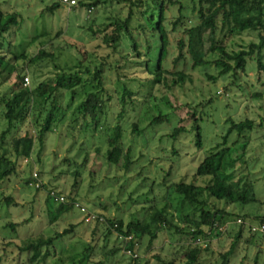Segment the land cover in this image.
Listing matches in <instances>:
<instances>
[{
    "label": "rangeland",
    "instance_id": "374dc122",
    "mask_svg": "<svg viewBox=\"0 0 264 264\" xmlns=\"http://www.w3.org/2000/svg\"><path fill=\"white\" fill-rule=\"evenodd\" d=\"M79 1L70 7L60 0V6L52 12L47 11L46 7L59 0H0L4 11L21 14L19 24L12 27L3 49H0L3 61L11 67V70H3V64L0 68V97L10 91V87L17 82L18 74L28 75L31 86L54 79L61 73L78 72L89 78L87 68L94 70L102 60L108 58V54L109 60L116 56L103 42L105 23L114 17L124 18L128 10L127 3L102 0L106 2L104 5L101 6V3L90 11L91 7L82 6ZM82 1L87 4L92 2ZM143 1V6L134 7L135 25L144 22L140 10L147 9L148 15L156 13L154 0ZM181 1L185 5V14L191 16L196 1ZM175 14H178L176 7L166 12L169 30ZM188 24L192 23L188 21ZM182 31L183 27H180V30L170 35L169 53L162 65L163 77L159 83L143 69L137 53L127 41L121 42L117 56L122 58L120 62L114 63L120 69L107 67L104 75V87L112 99L108 101L105 116H102L106 125L93 135L87 133L84 127H81L79 134L68 128L79 98L67 108L65 105L69 102L70 94L65 92L61 95L64 125L61 126L59 122L53 124V130L45 137L42 151L35 139L29 158H20L16 172L0 181V264H72L80 260L84 264H185V253L193 246V242L174 227L162 228L152 245L150 235H145L137 240L131 252L121 249L111 254L113 248H122V239L116 231L110 232L109 225L101 221L87 222L84 220L85 213L76 205L68 211L61 205L74 200L92 213L121 219L124 224L131 219L148 218L156 207L163 209L185 232L191 229V225L180 217L189 213L191 207L186 203L181 204L180 197L172 189V183L186 181L206 184L210 181L209 178L196 175V170L206 155L223 141L229 126L227 118H250L262 122L264 76L259 77L253 59L249 60L246 72L238 75L235 86L229 85L231 76L211 80L208 75L218 76L216 66H193V59L186 50L184 58L175 63L174 59L179 54L177 43L184 34ZM150 34L145 31L138 35L143 54L139 58L140 62L148 58V46L155 45L154 36ZM217 38L226 44L229 51H234L257 42L258 34L249 31L231 33L224 28L219 29ZM208 46L209 43H206L203 56L209 60L217 58V54L208 52ZM40 50L50 52L52 56L32 62L31 58ZM23 54L26 57H22ZM80 59H84L81 65ZM177 72L186 74V79L174 84V79L180 80ZM125 88L133 90L132 99L135 102L124 106L121 104V95ZM121 111L124 112L120 120L123 138L127 145L133 144V158L136 161L128 171L123 170L121 165L111 166L105 157L108 148L106 133L114 126ZM159 115L167 119L150 125ZM31 118L19 124L16 131L18 135L29 133L36 137L38 127ZM195 121L201 129V147L196 144ZM134 122L144 132L132 134ZM4 125L6 122L0 116V132ZM175 126L186 129L177 139L169 135ZM12 136L9 135L7 140L10 141ZM237 140L238 143L233 145ZM227 145L232 146L234 157H241L228 169L233 174L232 180L239 181L240 186L253 184L258 200L247 205L227 206L231 215L222 228L211 232L207 226L204 227L207 235L200 242L209 243L210 247L204 251L200 262L216 264L220 260V253L229 249L241 224L238 219L242 218L246 228L229 264H264L261 238L255 236L254 245L246 241L251 235L247 224H257L258 216L264 215V123L251 131H243L241 135L232 133ZM5 146L7 144L4 143L2 148ZM6 153L13 157L8 147ZM3 167L0 166V169ZM34 172L38 173L39 189L35 187L37 185L25 182ZM52 189L64 195L66 203L52 198L49 193ZM7 197L13 199L11 205L6 203ZM215 203L219 207L225 206L221 202ZM9 223L17 224L15 231L8 226ZM149 223L152 230H156L158 225L153 221ZM66 228L71 231L50 246V255L44 262H30L29 257L33 252L21 249L39 236H55ZM91 245L93 248H90ZM85 248H90L87 251L89 257L84 254ZM46 250L47 247L42 248V253Z\"/></svg>",
    "mask_w": 264,
    "mask_h": 264
},
{
    "label": "trees",
    "instance_id": "16d2710c",
    "mask_svg": "<svg viewBox=\"0 0 264 264\" xmlns=\"http://www.w3.org/2000/svg\"><path fill=\"white\" fill-rule=\"evenodd\" d=\"M117 1L118 3H127L128 10L124 18L114 17L108 23H105L106 34L103 37V42L116 55L113 59L109 60L110 55L108 54V58L102 60L100 65L96 66L94 70L87 68L86 73H88L89 78L79 75L78 72L74 74L61 73L54 79L41 81L34 86L30 84L29 86H25L24 77L26 75L22 76L18 74L17 82L10 87V91L0 97V116L6 122V125L3 126L4 128L0 132V150H2L0 152V166H4L0 169V181L16 172L17 163L20 158H29L35 144V139L38 140L39 149L42 151L45 137L49 131L53 130V124L59 122L62 124L61 126L64 125L65 114L63 113L64 107H62L61 96L63 93L67 92L70 94L69 102L65 105L67 108L71 107L75 99L79 98L78 105L75 107L68 128L76 130L79 134L81 127H84L87 133L91 132L93 135L95 131L106 125V120L102 116H105L108 109V101L112 99L104 87L105 70L107 67L113 70L120 69L119 66H114V63L120 62L122 58V56L118 57L117 54L118 47L123 40H126L132 50L141 58L143 54L141 44L138 42V35L141 32L147 31L151 33V36H154L153 40L155 41V45L152 47L149 45L146 52L148 58L141 62L138 58V62L141 63L140 65H143V69L145 68L153 76L155 82L159 83L163 77L162 65L169 53V46L171 44L170 35L180 30V27H183L182 32L184 34L177 43L179 54L174 59L175 63H178L184 58V52L186 50L193 59V66H207L210 64L216 66L218 76L208 75L211 80L216 81L217 77L231 76L232 79L229 85L235 86L237 85L236 80L238 75L246 72L249 60L253 59L255 60V67L259 73V77L264 76V0H195L197 3L194 1L196 5H193L191 16L185 14V5L181 0H154L153 8L156 11L155 15L154 13L148 15L149 12L147 9L144 11L140 10L144 22H140L139 25L134 24V7L143 6L144 1ZM61 2L59 0V2L47 6L46 10L53 12L60 6ZM105 3L102 0H92L88 4L82 0L79 1V4L82 6L91 7L89 9L90 11H92L94 6L97 7L100 4L102 6ZM174 7L177 8L178 14H175L171 20V29L169 30L166 25V21L168 20L166 12L167 10H172ZM20 18L21 14L19 12H6L0 6L1 50L8 39L12 27L19 24ZM193 20H195L194 23ZM188 21L192 24L189 25ZM224 28H227L231 33L247 31L257 33L258 41L251 42L248 46L242 47L239 50L229 51L226 44L217 38L219 29ZM139 29H141V32ZM107 31H109L108 34ZM206 43H209L208 52L217 54V58L209 60L203 56ZM24 56L25 54L22 57ZM47 56H52V53L40 50L38 54L31 58V61L42 60ZM3 57L0 55V68L5 64L3 70H11L9 63L3 61ZM84 59L79 60V65L83 63ZM150 64H152L153 68L150 67ZM176 75L180 80L174 79V84L182 83L186 79V74L183 72H177ZM133 93V90H130V88H125L121 95V104L125 106L127 103L135 102L132 99ZM79 95L80 97H78ZM124 112L121 111L118 114V119L114 126L106 133L105 141L108 148L105 157L111 166L121 165L123 170L128 171L136 161L133 158V144L127 145L125 138H123L120 120ZM194 114L196 115V113ZM28 117L38 127L36 137L29 133L23 136L16 133L19 124L23 123ZM166 119V116L159 115L150 122V125ZM195 120H197L196 117ZM226 122L229 126L226 134L223 136V141L218 143L215 150L206 155L196 170V175L209 178L210 181L206 184L188 183L186 181L172 183V189L180 197L181 204L186 203L191 207L189 213L181 214L182 216H180L182 217V221L184 220L191 225V229L185 232L179 224L167 216L163 209H157L156 207L151 211L148 218L131 219L126 224L121 219L110 218L101 213L100 216L103 215L104 220L101 221L98 218L95 222L101 221L102 223L108 224L109 231H116L122 239V248H113L110 251L111 254H115L121 249L132 251L134 245L138 243L137 240H141L145 235H150V245H152L158 237V232L166 226L176 228L179 233L186 234L193 242V246H190L185 253L187 258L185 264H201L200 259L202 254L204 251H208L210 247L209 243H201L204 240L202 237L204 238L207 235L204 227L207 226L213 232L214 229L217 230V228L219 229L226 225V220L231 215L227 210V206L229 205H247L257 202L258 198L253 184L240 186L239 181L232 180L233 174L228 169L241 157H234L232 152L233 148L227 145V143L232 133L237 132L241 135L243 131H251L261 126L264 123V118L262 122L258 123L250 118L242 120L229 117ZM194 126L197 127L196 144L201 147V129L197 121H195ZM185 130V127L175 126L169 135L177 139L178 135ZM142 132L144 130H141L138 123L134 122L132 124V134H140ZM12 134L11 140L8 141L7 138ZM4 143L5 145L7 144L13 157L7 155L6 146L2 148ZM237 143L238 140L233 145ZM25 182L29 185L34 184V186L38 183L39 185L35 187L37 189L40 188L38 176L34 177L33 175L31 178L26 179ZM53 190L56 191L52 189L49 193ZM215 201L221 202L225 206L219 207ZM75 202L72 200L70 204L61 205L62 208L68 211L75 206ZM6 203L11 205L13 199L7 197ZM179 212L181 213L180 208ZM150 221L158 225L156 230H152ZM257 224H264V215L258 216ZM257 224H247L248 231H250L251 235L248 236L246 241L250 245L256 244L255 236L261 238L264 245V233L255 231L252 228V225ZM8 226L15 231L17 224L9 223ZM239 226L229 249L220 253V260L216 264H229L231 257L235 255V251L244 235L246 222L239 224ZM71 228H73V225ZM70 231V228H66L62 232H57L55 236H39L29 241L27 245L22 246L21 249L27 252H33L32 256L29 257L30 262H44L50 255V246ZM217 235H220V233ZM130 236L132 239L127 240ZM44 247H47V250L42 253V248ZM90 248H93V246L91 245ZM90 248H85L84 254L86 257H89L87 251ZM260 251L256 255V262L259 258ZM72 264L84 263L83 260H80Z\"/></svg>",
    "mask_w": 264,
    "mask_h": 264
},
{
    "label": "built area",
    "instance_id": "2783aa9c",
    "mask_svg": "<svg viewBox=\"0 0 264 264\" xmlns=\"http://www.w3.org/2000/svg\"><path fill=\"white\" fill-rule=\"evenodd\" d=\"M62 3H64V4L67 5V6L72 7V6H74L75 4H77V0H62ZM29 84H30V77H29L28 75H26V76L24 77V85H25V86H29ZM33 175H34V177H37V176H38V173H37V172H34ZM37 185H39V184L37 183ZM50 196H51L52 198H54L55 200H57V201H59V202H62V203H66V201H67V199L65 198L64 195L59 194L57 191H54V190L50 192ZM74 205H76V206H77L82 212L85 213L84 219H85L87 222L94 221V220H96V219H98V218H99V220H101V221L104 220V217H103V216H100V215H98V214H96V213H92V212H90V211L88 210V208H86L83 204H80L79 202L76 201V202L74 203ZM238 221H239L240 223H244V222H245L242 218H239ZM252 228H253V230H255V231H259V232L264 233V224H262V225H259V224H257V225H252ZM131 239H132L131 236L127 238V240H131ZM198 242H200V241H198ZM198 242H196V243H198ZM129 252H131V251H129Z\"/></svg>",
    "mask_w": 264,
    "mask_h": 264
}]
</instances>
